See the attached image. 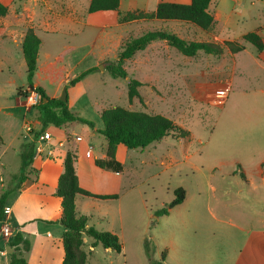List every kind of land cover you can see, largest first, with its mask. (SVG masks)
<instances>
[{
    "label": "rangeland",
    "instance_id": "rangeland-1",
    "mask_svg": "<svg viewBox=\"0 0 264 264\" xmlns=\"http://www.w3.org/2000/svg\"><path fill=\"white\" fill-rule=\"evenodd\" d=\"M153 3L154 0H124L123 9H151ZM210 6L218 9L221 21L228 22L225 29H221L218 22L214 31L220 30L226 39L240 41L246 46L233 59L226 53L218 66L207 68L202 64L203 58L213 60L215 55L201 52L199 57H194L196 63L187 72L176 67L168 70L163 66L161 56L157 57L155 66H143L145 70L138 71L140 59L133 56L124 62L126 77H113L106 65L116 61H106L81 83L71 84L72 77L66 79V72L54 75L51 84L45 82L52 92L58 82L64 81L60 96L65 89L69 108L79 117L93 121L95 127L102 128L103 109L122 106L166 115L190 131L187 138L167 135L143 148L120 150L124 169L119 177L122 179L119 195L127 221L123 233L125 249L122 253L113 251L109 254L99 243L89 252L90 245L86 244L84 247L89 252L91 264H111V261L113 264H152L166 253L173 228L189 227L192 235L198 227L224 224L217 218L232 216V199L237 187L244 191L242 206L248 204L252 191L244 184L242 168L252 173L264 159V65L259 66L257 48L243 36L264 26V0H212ZM79 7L82 9L84 5ZM174 24L177 23H165L163 28L184 33L183 28H176ZM152 25L149 21L133 25L128 41L157 27ZM189 25L198 33H189L187 40H215L209 31L193 23ZM65 39L63 37L62 41ZM104 41L105 38L102 44ZM170 51L184 59L189 58L174 47ZM132 78L140 80L142 85L138 87L140 97L130 102L128 84ZM32 109L29 112L38 110ZM36 119L37 115H34L26 121L33 127L32 120ZM74 124L92 146L91 160L101 155L106 146L105 137L100 132L93 134L91 128L85 135V123L77 121ZM25 134L0 136V196L8 192L9 198L19 184L21 158L17 151L33 142ZM180 187L186 191L184 202L169 209L168 215H159ZM107 223L98 222V229L103 231ZM4 225L5 220L0 221V242L6 237L2 231ZM186 234L182 232V236ZM87 238L93 241L91 236ZM180 247L177 245L178 249Z\"/></svg>",
    "mask_w": 264,
    "mask_h": 264
},
{
    "label": "crops",
    "instance_id": "crops-1",
    "mask_svg": "<svg viewBox=\"0 0 264 264\" xmlns=\"http://www.w3.org/2000/svg\"><path fill=\"white\" fill-rule=\"evenodd\" d=\"M1 1L8 7V12L6 15H0V136H18L26 132L24 122L34 115H37V119L32 120L34 131L41 128L39 111L29 112L24 109V91L29 89V85L22 44L28 28H33L41 39L34 86L41 87L49 97H59L64 81L58 82L56 89L52 92L47 89L45 82L53 83L54 75L56 76L58 73L66 72V79L69 80L71 77L73 78L89 68L98 67L106 61L119 60L122 43L130 38V27L139 25L140 22H147V20L120 22L121 14L137 8L154 11L161 1L191 2V0H154L151 9L144 7L123 9L124 0H120L119 10L89 12L88 7L91 0H82V2L80 0ZM80 4L84 5L82 9L79 7ZM210 9L214 13L215 20L212 27L204 31H209L215 40L202 41L222 43L224 40H232L223 37L219 33L220 30L214 31L213 27L218 22H220L221 29H225L228 22L220 20L217 8L210 6ZM172 21L177 23L174 24L177 26L176 28L179 26L181 29L183 28L184 33H176L173 29L163 28L165 23ZM178 21L154 19L149 22L153 23L152 26H157L151 30L175 31L174 33L180 34L179 36L183 35L184 38H189V33H198L194 28H191L190 23ZM257 30L264 37V26ZM59 37H66V39L62 41V38L59 39ZM103 38L105 41L102 44ZM171 47L166 40H153L145 49L135 54V57L140 59L138 60L139 64H136L137 70L144 71L143 66H155L157 57L160 56V59H164L163 66L168 70L176 67V69L183 68L187 72L188 68L192 69L193 64L196 63L193 60L195 56L185 55L189 58L184 59L182 56L172 53ZM226 53L232 55L233 59L238 56L239 52L231 53L228 49H224L221 55L213 56V60L205 59L203 56L200 58L204 59L202 64L207 68H213L226 57ZM199 55L198 53L196 57ZM150 56L151 59L148 58ZM256 57V61L262 67L264 65V50H257ZM224 61L225 65L226 60ZM94 72L95 70L85 77ZM74 123L77 121L68 122L59 127L53 124L46 127L45 130L53 135V157L37 155L35 151L29 169L35 170V172L29 171L28 177L21 183L20 188L7 198L11 208L8 215L11 230L22 233L31 244L30 249L22 253L28 264H61L63 262L65 255L63 236L66 228L58 222L62 214V198L54 195V191L64 170L63 162L68 152L77 156L74 165L79 184L82 187L97 194H118L119 196L116 200L110 201L77 197V211L89 218L88 226L92 225L96 229H98V222L107 221L108 226L102 230L117 234L122 242L120 253L125 249L123 233L127 221L121 195H119L122 185V179L119 177L123 170L115 172L96 166L95 159L104 158L106 156L105 149L101 155L95 156L92 160L93 149L92 156L86 157V149L92 146H89L88 140L80 133L79 128H74L76 127ZM84 127H86L84 130L86 135L91 127L87 124H84ZM91 129L94 134L99 133L97 129L101 128ZM73 135H82L84 139L76 141L72 138ZM33 136V132L25 134V137L37 142ZM125 148L127 149L125 145L119 144L116 154L123 165L124 162L119 152ZM17 152L20 153L21 149ZM263 164L264 159L253 169L252 173L242 168L244 184L250 192L252 191V195L247 199L248 204L242 206L241 199H245L244 191L242 187H237L236 196L232 199L233 217L225 215L224 218H217L224 224L198 227L192 235L189 227L173 228L164 264L165 262L168 264H264ZM260 190L262 192H258ZM226 223L227 225H225ZM198 229H202V231L199 232ZM182 232L188 234L182 236ZM5 236L4 240L0 242V264H8L11 254L14 252V249L9 245L11 235ZM87 237V234H84V245L89 244L90 252H92L98 244L92 247L93 241ZM180 238L183 242H178ZM177 245H181V247L178 249ZM9 247L12 248V252ZM104 249L109 254L113 252L110 248L104 247ZM89 264L91 263L89 262ZM111 264H113L112 261Z\"/></svg>",
    "mask_w": 264,
    "mask_h": 264
},
{
    "label": "trees",
    "instance_id": "trees-1",
    "mask_svg": "<svg viewBox=\"0 0 264 264\" xmlns=\"http://www.w3.org/2000/svg\"><path fill=\"white\" fill-rule=\"evenodd\" d=\"M212 0H191L190 3H180L175 1H161L154 11H145L143 9L129 10L120 15V22H132L137 20L151 21L160 20H180L195 24L197 27L208 30L214 23V13L210 9ZM120 0H91L88 11L96 12L101 10H119ZM8 7L0 0V15H6ZM163 39L186 56H196L203 52L212 55H221L224 49L231 53H237L245 49V45L237 40H224L222 43L212 41L187 40L178 34L164 30H148L141 35L132 38L122 45L119 53V60L109 62L106 68L113 77H126L127 71L124 67L126 59L132 58L135 54L145 49L153 40ZM243 39L253 44L257 50H264V37L258 30L250 31L244 34ZM41 45V39L33 28H28L22 44L23 54L27 67V80L29 88H34V77L38 67V54ZM96 67L89 68L73 77L71 84L78 83L87 74L94 71ZM142 82L137 78H132L128 84V98L132 102L135 97H140L138 87ZM41 93L43 100L36 106L41 122V128L33 131L34 139L45 131L49 124L62 126L68 122L80 121L94 128L95 124L91 120L79 117L68 106V101H62L59 97H49L41 87H36ZM46 99V100H44ZM102 128L97 129L106 139V148L104 158H96V166L102 169H109L115 172H121L124 168L123 163L117 158V147L119 144L125 145L128 149L143 148L160 140L167 135H172L176 139L187 138L190 131L181 127L166 115L148 113L139 110L128 109L122 106L108 107L101 111ZM36 150L35 140L25 145L20 152V173L19 184L28 177L32 164L33 155ZM77 156L68 152L64 158V170L61 173L54 195L62 198V214L60 222L66 231L63 236L64 259L61 264H89V252L84 249L83 236L87 234L93 238L92 247L101 243L105 248L120 253L122 251V242L117 234L110 231H100L94 226H88L89 218L80 214L76 208V198H88L99 201L116 200L118 194H97L85 189L79 184L78 175L75 169ZM264 165V164H263ZM8 192L0 196V221L5 219L4 208L8 205ZM186 197V191L183 188L175 190V198L168 207L163 208L159 215H167L169 209L181 204ZM10 247L14 249L8 264H28L22 253L28 251L31 247L30 241L20 232H13L9 241ZM165 252L162 253L161 260L152 261V264H164Z\"/></svg>",
    "mask_w": 264,
    "mask_h": 264
},
{
    "label": "built area",
    "instance_id": "built-area-1",
    "mask_svg": "<svg viewBox=\"0 0 264 264\" xmlns=\"http://www.w3.org/2000/svg\"><path fill=\"white\" fill-rule=\"evenodd\" d=\"M24 109L29 111L32 108H35L39 104H41L43 97L41 93L38 91L36 87L29 88L26 91H24ZM24 128L27 134L32 133L34 131L33 127L30 126V124L25 120L24 122ZM76 141H82L84 137L82 135H73V137ZM70 139V137H68ZM53 135L49 131L42 132L39 137L37 138V145H36V154L37 155H46V157H53L54 155V149H53ZM86 157L92 156V147H89L85 151ZM11 212V208L9 205L5 206L4 213H5V225L2 228L4 235H11L12 230L10 228V222L8 219V215Z\"/></svg>",
    "mask_w": 264,
    "mask_h": 264
},
{
    "label": "water",
    "instance_id": "water-1",
    "mask_svg": "<svg viewBox=\"0 0 264 264\" xmlns=\"http://www.w3.org/2000/svg\"><path fill=\"white\" fill-rule=\"evenodd\" d=\"M102 67H103V64H101V68ZM59 99H61L62 101H66L67 100V95H66V90L65 89L63 90V94L59 97ZM44 100H46V99H44ZM9 249H10V252H12V248L9 247Z\"/></svg>",
    "mask_w": 264,
    "mask_h": 264
}]
</instances>
